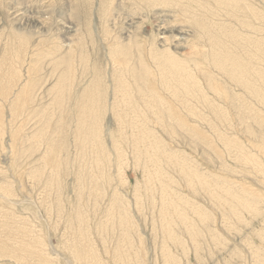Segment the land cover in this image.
Returning a JSON list of instances; mask_svg holds the SVG:
<instances>
[{
  "label": "rangeland",
  "instance_id": "rangeland-1",
  "mask_svg": "<svg viewBox=\"0 0 264 264\" xmlns=\"http://www.w3.org/2000/svg\"><path fill=\"white\" fill-rule=\"evenodd\" d=\"M127 1L0 0V78L2 77L0 85L3 87V93L14 88L12 93L15 94H11L6 99L2 92L0 93V106H3L2 109L0 107L3 124H0V242L9 245L11 251L18 246L16 243L20 244L24 241L21 238L26 239L24 242L28 240L30 244L35 245V253L40 251L45 253L43 257L51 264L54 263L50 261V257L55 264H85L88 259L82 262L74 255L76 249L84 244L91 247L102 264H123V262L124 264H170L165 254L167 250L173 255L172 264H264L263 253L259 262L255 261L252 254L255 246L264 252V243L257 235V232L264 233V174L258 171L259 167L264 166V101L256 94L240 90L241 88L236 87L234 82L230 83L232 80L229 76L221 68L219 72L214 58L213 62L211 60L213 56L210 57L214 49L210 37L212 34L216 35L212 33L213 29L227 27L225 28L227 31L238 25L231 22L229 15L220 11L223 6L213 7L216 0H210L212 6L205 12L198 14L195 10L189 9L197 17L194 19L199 21L198 24L187 20L183 12H179L173 6L174 1L176 6L180 0H168L169 6H156L150 12L145 11L139 0H136L137 2L129 0L130 3ZM237 1H241L240 4L243 5L246 1L250 2L254 7L255 16L264 13V0ZM137 8L143 10L139 11ZM204 13L213 21L211 34L205 32L207 18ZM250 20L255 21L257 25L253 15ZM161 29L168 30L167 39L171 37L167 40H170L169 45H162L166 39H163L165 36L160 35ZM130 34L133 37L138 35L139 41L135 42L136 45L128 43L133 38ZM154 38L155 42L161 38V42L157 44L158 50H172L174 56L186 62L190 61L189 59H196L198 54L195 53L198 50L204 53L210 52V60L204 62L206 67L200 66L194 71L196 77L198 75L197 80L202 84L205 95L200 100L196 97L188 99V103L191 102L195 107L190 106L192 107L190 111L179 107L175 116L164 109L157 110L156 115L146 112L148 118L145 116L139 119L135 126L130 127L112 111L113 103L117 98L115 91H118L116 79L118 76L123 77L124 81L132 80V84L135 85L137 81L134 82L133 75L140 73L143 66L150 70V64L153 62L146 57L136 56L131 60L128 58L130 61L127 64L123 58L125 65L122 70L120 63L118 64L120 59L113 60V55L121 49V46L129 45H131L130 51L134 52L137 49L140 55H144L154 44ZM113 42L118 43L119 46L112 44ZM107 51L111 54L109 58ZM259 60H256V69L261 73L264 69V61L260 60L263 62L261 64ZM36 63H39L38 66ZM43 63H45L44 67ZM213 66L217 71L212 68ZM261 68L263 69L260 70ZM66 69L70 76L69 80L65 81L66 100L63 106L58 107L52 102L55 98L54 91L59 94L61 90L56 91L54 87L60 75L67 73ZM203 71H206V74H202ZM153 73H156L155 69ZM209 73L211 74L209 78L217 80L216 84L219 82L217 85L224 91L226 89L225 92L231 95L230 98L227 99L223 94L218 98L213 91L210 93ZM12 74L14 75L11 77ZM20 74L22 75L19 76ZM157 78L159 79V76ZM6 81L10 83L7 84ZM33 82L37 84L34 83L33 88L29 87L28 85L31 86ZM254 84L256 87L258 85L263 87L261 82L256 81ZM160 87L162 85L159 84L156 96L169 99L171 96ZM29 88L32 90L29 96L30 102L24 104L26 108L28 107L26 109L28 113L25 114V111L17 117V112H13L11 105L13 106L21 97L24 92L22 90ZM129 92L132 93L130 90ZM13 97L16 99L18 97L17 101L14 102ZM33 97H36V101ZM205 97L209 103L206 102ZM94 98L99 100L98 110L92 113L97 116L96 122L99 124L101 140L107 153L106 161H108L97 171L94 168L96 157L93 153V137L91 136L92 140L86 146L81 144L78 132L81 121L84 123L85 120L83 121L82 110L80 111L77 105L86 103L88 107H94ZM206 104H209L208 107ZM92 113L87 115L90 116ZM121 114L125 116L122 112ZM195 114L197 116H194ZM143 130L145 132L147 130L153 136L148 142L153 146L158 142L165 156L174 159L173 162L166 159L162 168L168 186L178 195V199L182 198L190 203L188 207L195 206L194 208L206 215L205 218L199 216V219L190 214L192 220L188 216L192 225L197 226H194L195 231L177 220L178 223L176 222L173 227L174 238L171 242L164 238L159 219L161 194L157 193L153 196L152 201L148 200L144 192L143 157H138L136 154L137 138L135 137ZM87 136L90 138L89 133ZM229 142H232V146ZM143 144H140L141 150L145 149ZM48 149H50L49 154L61 156V160L58 159L60 161L57 171L51 169L52 162L47 165L43 160ZM242 152L251 158H239L238 155H243ZM119 153H122L123 158H119ZM179 165L192 168L209 183V189H203L199 183L195 185L188 183L186 174L176 169ZM98 173L101 174L100 178ZM94 178H97L96 181ZM215 182L219 186L216 187ZM214 191L220 194L221 202L214 195ZM228 191L251 201L256 200L255 209L251 213L243 209L242 212L238 208L235 210L229 198L226 199ZM115 199L120 200L129 216L130 228L126 227L129 234L127 242L128 244L130 242L131 248L129 261L120 258L119 253H116L123 242L121 237L124 230L119 226L118 219H110V214L116 210L115 203H112ZM232 210L237 213L234 214ZM77 214L82 217V229L76 222ZM81 231L85 240L79 238ZM194 233L198 236L196 237ZM11 261L9 258H0V264H8Z\"/></svg>",
  "mask_w": 264,
  "mask_h": 264
},
{
  "label": "bare ground",
  "instance_id": "bare-ground-1",
  "mask_svg": "<svg viewBox=\"0 0 264 264\" xmlns=\"http://www.w3.org/2000/svg\"><path fill=\"white\" fill-rule=\"evenodd\" d=\"M136 1V0H135ZM140 1V5L145 7V11L148 10V12H150V10L154 9V7L156 6H163V5H167L169 6L170 3L168 0H139ZM214 1V0H213ZM111 2V1H110ZM127 2L130 3V1L128 0ZM137 2V1H136ZM207 2V3H206ZM241 1H237V0H216L215 4H214V8L215 7H220L223 6V8H221L220 11H223V13H226L227 15H229V17H231V22L238 25L237 27H234V29H228L226 31L225 28L227 27H223V28H214L212 33H216V35H213L210 37V42H213V55H210L211 60L214 58L215 63L218 65H216L215 63V67L217 66V69H219L218 71L220 72L221 69L224 70V72L226 73V75L229 76L230 80H232L230 83L234 82V84H236V87L241 88L240 90H246L247 93H251V94H256L257 97H260V99H262V101H264V95H262V92L264 93V91H262L264 89V69L261 68L260 70L263 69V72L261 71V73L256 69V60H262L264 61V13L261 14V16L254 15V7L253 5L250 4V2L246 1L245 4H240ZM243 3V2H242ZM105 4V3H103ZM109 5V4H108ZM173 6L175 8H177L179 10V12H183L184 17L187 18V20L189 19L190 21H195L196 24L199 23L198 20H195L194 18L196 17L195 14H193V12H191L190 10H195L196 13L198 12H205V10H207L211 5L210 0H180V2L175 6V1L173 3ZM112 7V6H111ZM136 7H140V6H136ZM226 8H228L229 10H226ZM109 9V8H108ZM142 9V8H141ZM140 9V10H141ZM190 9V10H189ZM219 9V8H218ZM137 10H139L137 8ZM136 10V12H137ZM139 10V11H140ZM143 10V9H142ZM141 10V11H142ZM162 10V9H161ZM217 10V8H216ZM138 11V12H139ZM156 11V10H155ZM264 11V10H263ZM216 12V11H215ZM219 12V11H218ZM257 12V11H256ZM262 12V10H261ZM134 13V11H133ZM140 14V13H139ZM206 14V13H204ZM203 14V15H204ZM210 14V13H209ZM247 14L245 17L244 15ZM132 15V14H131ZM182 15V14H181ZM202 15V14H200ZM225 15V14H224ZM254 16V18H256L257 20V25H255V21L250 20L251 16ZM123 16V15H122ZM121 16V17H122ZM125 16V15H124ZM135 16V14H134ZM211 16V15H210ZM218 16V14H217ZM126 17V16H125ZM128 17V16H127ZM132 17V16H131ZM149 17V16H148ZM183 17V18H184ZM199 17V16H198ZM124 18V17H123ZM133 18V17H132ZM156 18V17H155ZM169 18V17H168ZM197 18V17H196ZM206 20H207V26L205 27V32L211 34V25L213 24L212 20L209 18V16L206 14ZM152 19V18H151ZM161 19V18H160ZM204 19V18H203ZM213 19V18H212ZM219 19L221 20V16L219 17ZM230 19V18H229ZM114 20V19H113ZM127 20V18H126ZM131 20V19H130ZM134 20H137L136 18H134ZM168 20V19H167ZM227 20V19H226ZM225 20V22H226ZM123 21V20H122ZM173 21V20H171ZM177 21V20H176ZM186 21V20H184ZM183 21V22H184ZM215 21V20H214ZM128 22V21H127ZM126 22V23H127ZM131 22V21H130ZM134 22V21H133ZM138 22V21H136ZM201 22V21H200ZM204 23V21H202ZM201 22V23H202ZM220 22V21H219ZM218 22V23H219ZM223 22V23H225ZM160 23V21H159ZM158 23V25H159ZM168 23V22H167ZM186 23V22H185ZM206 23V22H205ZM217 22L215 21V24ZM222 23V24H223ZM122 24V23H121ZM135 24V23H134ZM163 24V23H162ZM166 24V23H164ZM171 24V23H170ZM229 24V23H228ZM132 25V24H131ZM173 25V24H172ZM176 25V24H175ZM194 25V24H193ZM218 25V24H217ZM130 26V25H129ZM169 26V23H168ZM199 26V25H197ZM204 26V25H202ZM125 27V26H124ZM134 27V26H132ZM131 27V28H132ZM162 27V26H161ZM167 27V26H166ZM177 27V26H176ZM127 28V27H126ZM125 28V29H126ZM174 28V27H171ZM200 28V26L198 27ZM231 28V27H230ZM129 29V28H128ZM142 29V28H141ZM169 30V28H167ZM185 30V28H183ZM203 29V28H202ZM133 30V28H132ZM166 29H161V33L160 35L165 36L163 38V36L161 38L166 39V41H164L162 43V45H169L170 44V40L167 41L168 39H170L171 37H169L168 35V39H167V33L166 31H168ZM171 30V29H170ZM173 30V29H172ZM175 30V29H174ZM201 30V29H200ZM111 31V30H110ZM124 32V30H122ZM127 31V30H126ZM157 31V30H156ZM155 31V32H156ZM178 31V30H177ZM202 31V30H201ZM129 32V31H128ZM133 32V31H132ZM136 33V31H134ZM133 32V33H134ZM159 32V31H158ZM173 32V31H171ZM181 32V30L179 31V33ZM109 33V32H108ZM121 33V32H120ZM127 33V32H126ZM183 33V31H182ZM181 33V34H182ZM195 33H198L197 31H195ZM158 34V33H157ZM156 34V35H157ZM173 34V33H172ZM176 34V33H175ZM185 34V32H184ZM128 35V34H127ZM135 35V34H134ZM174 35V34H173ZM172 35V36H173ZM204 35V33H203ZM130 36H132L130 34ZM138 35H136V37L131 38V40L128 43H134L136 45L135 42H138L139 39L137 38ZM142 36V35H141ZM159 36V35H158ZM199 36V35H198ZM208 36V35H207ZM206 36V37H207ZM111 37V36H110ZM114 37V36H113ZM112 37V39H113ZM123 37V36H122ZM204 37V36H203ZM29 38V37H28ZM130 38V37H129ZM161 38L158 41L159 43L161 42ZM175 38V37H174ZM200 38V37H199ZM111 39V38H110ZM180 39V38H179ZM108 40V39H106ZM118 40V39H117ZM120 41V40H118ZM176 40V39H175ZM178 40V39H177ZM205 40V39H204ZM115 41V40H113ZM128 41V39H127ZM133 41V42H132ZM141 41V40H140ZM145 41V40H144ZM182 41V40H181ZM185 41V40H184ZM188 41V40H187ZM199 41V40H198ZM203 41V40H201ZM99 42V41H98ZM143 42V41H142ZM158 42H155V38H154V44L152 45V47L150 48V50H148V52L144 55H140L138 53V50L136 49L134 52L130 51V46H121V49L114 55H113V60H116L117 58H119V62L120 63V67H122L123 70V66L125 65V63L123 62V58L125 59L124 61L128 64V61L131 60V58L133 57H141L144 58L146 57L147 60H149L150 62H153V64H150V70L147 67H142L141 68V72L140 73H135L133 75L134 78V82L135 85L132 84V80H128L126 79L124 81L123 77L116 79V89L118 91H115L116 93V101L113 103L112 106V111L113 113H115L119 119L121 121H125L126 124L130 125V127H133L136 125V123H138V120L141 118H145V116L148 114H155L156 111L160 110V109H164L167 112H170L171 115L175 116V113L177 111V109L179 107H184L185 109H187L188 111H190V109H192V107L190 108V106H193V104L190 102L188 103V99L190 97H196L200 100V98H204L203 96L205 95L203 88L201 87L202 84H200V82L197 80L198 75L196 77V72L194 73L195 70H198L199 67L204 66V62L210 60L209 58V53H204L200 50L196 51L195 54H198V57L196 59H189L190 61L186 62V60H180L179 57L177 58L176 56H174L172 54V50H168V49H164V50H158L157 48V44ZM172 42V41H171ZM189 42V41H188ZM197 42V41H196ZM206 42V41H205ZM92 43V42H91ZM109 43V40L108 42ZM120 43V42H119ZM127 43V44H128ZM145 43V42H143ZM210 43V44H211ZM71 44V43H70ZM77 44V43H76ZM114 44V42L112 43ZM116 46H119L118 43ZM114 44V45H115ZM208 44V43H207ZM206 44V45H207ZM73 45V43H72ZM71 45V48H72ZM111 45V44H110ZM109 45V46H110ZM145 45V44H143ZM148 45V44H147ZM193 45V43H192ZM197 45V44H196ZM200 45V44H199ZM203 45V44H202ZM205 45V44H204ZM115 46V48H116ZM139 46H141L139 44ZM164 46V47H165ZM198 46V45H197ZM211 46V47H212ZM94 47V46H93ZM137 47V46H135ZM192 47V46H191ZM194 47V46H193ZM206 47V46H205ZM212 47V48H213ZM140 48V47H139ZM200 48V47H198ZM207 48V47H206ZM82 49V48H81ZM113 50V48H111ZM133 49V48H132ZM149 49V48H148ZM84 50V49H83ZM110 50V49H109ZM116 50V49H115ZM114 50V51H115ZM141 50V49H140ZM204 50V49H203ZM24 51V50H23ZM193 51V50H192ZM195 51V50H194ZM208 51V49H207ZM14 52V51H13ZM26 52V51H25ZM109 53L108 58L110 57V52L107 51ZM113 52V51H112ZM140 52V51H139ZM11 53V52H10ZM20 53V52H19ZM24 54V52H22ZM106 53V52H105ZM15 54V53H14ZM83 54V53H82ZM191 54V53H190ZM189 54V55H190ZM212 54V53H211ZM10 55V54H9ZM17 55V54H16ZM22 55V54H21ZM19 55V56H21ZM26 55V54H25ZM108 55V54H106ZM176 55V54H175ZM192 55V54H191ZM15 56V55H14ZM90 56V55H89ZM10 57V56H9ZM26 57V56H25ZM25 57H23L25 59ZM81 57V55H80ZM183 57V56H182ZM8 58V57H7ZM45 58V57H44ZM122 58V59H121ZM130 60H129V59ZM145 58V59H146ZM15 59V58H14ZM18 59V58H17ZM41 59V58H40ZM43 59V58H42ZM41 59V60H42ZM182 59V58H181ZM73 60V59H72ZM138 60V59H137ZM204 60V61H203ZM212 60V62L214 61ZM259 60V63L262 62ZM9 61V59H8ZM87 61V60H86ZM14 62V61H13ZM18 62V61H17ZM20 62V61H19ZM116 62V61H115ZM114 62V63H115ZM142 62V61H141ZM146 62V61H145ZM21 63V62H20ZM24 63V62H23ZM26 63V62H25ZM34 62H32L33 64ZM42 63V62H40ZM74 63V62H73ZM139 63V60H138ZM143 63V62H142ZM141 63V64H142ZM147 63V62H146ZM11 64V61H10ZM13 64V63H12ZM19 64V63H18ZM31 64V65H32ZM35 64V63H34ZM37 64V63H36ZM39 64V63H38ZM38 64L36 66H38ZM126 64V65H127ZM131 64V62H130ZM210 64V63H209ZM263 64V62L261 63ZM15 65V64H14ZM13 65V66H14ZM17 65V64H16ZM43 67L45 66V63L42 64ZM115 65V64H114ZM139 65V64H138ZM147 65V64H146ZM12 66V65H11ZM20 66V65H19ZM24 66V65H23ZM34 66V65H33ZM117 66V65H116ZM210 66V65H208ZM214 66L212 68H214ZM70 67V66H69ZM131 68V65L129 66ZM128 67V68H129ZM135 67V66H134ZM149 67V66H148ZM206 67V65H205ZM219 67V68H218ZM259 67V66H258ZM8 68V67H7ZM23 68V67H22ZM25 68V67H24ZM30 68V67H29ZM39 68H42L39 66ZM126 68V66H125ZM221 68V69H220ZM10 69V68H9ZM14 69V68H12ZM28 69V67H27ZM34 69V67H33ZM43 69V68H42ZM41 69V70H42ZM45 69V68H44ZM156 70V73H153V70ZM211 69V68H210ZM215 69V68H214ZM11 70V69H10ZM19 70V69H18ZM26 70V68H25ZM40 70V71H41ZM67 73H64V75H60L61 77L58 80V83L56 84V87H54V89L56 91H58L59 89L61 90V92H59V94H57V92L54 91V95L55 98L53 100L52 103H55L56 106L61 107L63 106V103L65 102V96H64V90H65V81L69 80L70 76H69V72L68 69ZM120 70V69H119ZM203 70V69H202ZM207 70V69H206ZM216 70V69H215ZM23 71V70H21ZM30 71V69H29ZM28 71V72H29ZM31 71L32 67H31ZM38 70H36L37 72ZM43 71V70H42ZM41 71V72H42ZM117 71V70H116ZM130 71V70H128ZM159 71V72H158ZM209 71V70H208ZM212 72V70H210ZM209 71V72H210ZM217 71V70H216ZM24 72V71H23ZM39 72V71H38ZM66 72V71H65ZM107 72V71H106ZM114 72V71H113ZM201 72V71H200ZM206 72V71H205ZM204 71L202 72V74L205 73ZM210 72V73H211ZM223 72V71H222ZM4 73V72H3ZM3 73L1 74L3 76ZM8 73V71H6V74ZM19 73V71H18ZM21 73V72H20ZM62 73V71H61ZM117 73V72H116ZM119 73H121L119 71ZM123 73V72H122ZM127 73V72H126ZM131 73V72H130ZM157 73L159 76V79L157 78ZM208 73V72H207ZM209 73V74H210ZM23 74V73H22ZM22 74H20L19 76H21ZM29 74V73H28ZM31 74V72H30ZM29 74V75H30ZM37 74V73H36ZM153 74V76H151ZM200 75H202L201 73H199ZM206 74V73H205ZM207 74V76L209 75ZM5 75V74H4ZM14 74L11 75V77ZM39 75V74H38ZM119 75V74H118ZM7 76V75H6ZM10 76V75H9ZM124 76V75H123ZM129 76V74H128ZM127 76V77H128ZM135 76H140L141 78L138 79L137 77L135 78ZM203 76V75H202ZM223 76V74H222ZM17 77V76H16ZM29 77V76H28ZM35 77V76H34ZM37 77V76H36ZM40 77V76H39ZM38 77V78H39ZM125 77V76H124ZM204 77V76H203ZM211 77L208 76V78ZM6 78V77H5ZM19 78V77H18ZM21 78V77H20ZM32 78V76H31ZM30 78V79H31ZM84 78V77H83ZM114 78V77H113ZM201 78V77H200ZM214 78V77H212ZM227 78V79H229ZM2 80V77L0 78ZM16 79V78H13ZM12 79V80H13ZM29 79V78H28ZM130 79V78H129ZM202 79V78H201ZM205 79H207V77L205 76ZM216 79V78H214ZM11 80V79H10ZM21 80V79H20ZM41 80V78L39 79ZM45 80V79H44ZM209 80V81H208ZM208 81V86L210 88V93L211 91H213V93L215 94V96L219 95H224L226 96V98H230L231 95L226 91L221 88V86H218L216 81H214L213 79L209 78ZM18 81V80H17ZM33 81V79H32ZM35 81V80H34ZM256 81L261 82L263 87L258 85L257 87L255 86L254 82L256 83ZM1 82V81H0ZM3 82V81H2ZM7 84L9 81H6ZM38 82V81H37ZM42 82V81H41ZM115 82V81H114ZM128 82V83H127ZM10 83V82H9ZM15 82L13 81V84ZM20 83V81H19ZM22 83V81H21ZM27 83V81H26ZM29 83V82H28ZM36 82H33L32 85L30 86V84L28 85L29 87H32L33 84ZM39 83V82H38ZM23 84V83H22ZM37 84V83H36ZM35 84V85H36ZM159 84L162 85V87H160V89L162 88V90H164L166 93H168L171 97H169V99L164 98V97H157L156 95L157 93V88H159ZM5 85V84H4ZM11 85V84H9ZM7 85V86H9ZM17 85V84H16ZM20 85V84H19ZM158 85V86H157ZM15 86V85H14ZM18 86V85H17ZM21 86V85H20ZM19 86V87H20ZM24 86V84H23ZM43 86V85H41ZM39 86V87H41ZM205 86V85H204ZM6 87V85H5ZM13 86H10V88ZM25 87V86H24ZM59 87V88H58ZM92 87V86H91ZM23 88V87H22ZM28 88V87H27ZM33 88V87H32ZM13 89L11 88L10 90L4 91L6 93H3V87H1L0 85V93L2 92V94L4 95V97L7 99L9 98V96L15 95L13 94ZM29 89H25L22 90L24 91L22 95H20L21 97L18 99L13 97L12 99L17 102H19L18 104H13L12 110L13 112L16 111L17 112V117L20 116L21 114H23L26 109L24 104H28L29 101V96L32 90ZM38 89V88H37ZM6 90V89H5ZM35 90V89H34ZM97 90V89H94ZM129 90L132 92L130 93ZM18 91V90H17ZM20 91V89H19ZM39 91V90H37ZM13 92V93H12ZM16 92V91H15ZM21 92V91H20ZM36 92V90H35ZM70 92V91H69ZM209 92V91H208ZM38 94V92H36ZM164 93V92H163ZM212 93V94H213ZM1 94V95H2ZM35 94V93H34ZM57 94V95H56ZM69 94V93H68ZM93 95V94H92ZM19 96V95H18ZM34 96V95H32ZM36 96V95H35ZM44 96V95H43ZM47 96V95H46ZM45 96V97H46ZM3 97V98H4ZM37 97V96H36ZM36 97L34 98V100L36 101ZM141 97V98H140ZM235 97V96H234ZM44 98V97H43ZM217 98V97H216ZM222 98V96L220 97ZM224 98V97H223ZM225 99V98H224ZM236 99V98H235ZM33 100V99H32ZM33 100V102H35ZM52 100V99H51ZM197 100V99H196ZM206 102L209 100L205 97ZM217 101V99H215ZM4 101V100H3ZM2 101V102H3ZM12 101V100H11ZM58 101V104H57ZM99 100H95V98L93 99V106L94 107H88V105L86 103H81V105H77L78 109H80V111L82 112V115L84 116L82 119L84 121V123H82L81 121V126H79L78 132H79V140L81 141V144L88 146L89 141H91V136L93 137V142H94V150L93 153L96 157V159H94L95 165L94 168L96 169V171L101 168L103 165H105V163H107L108 161H106V154L105 150H104V145L102 143L101 140V136H100V130H99V124L96 122L97 120V116L95 117L93 115L92 112L95 113V110L97 109V104H98ZM193 101V100H192ZM198 101V100H197ZM10 102V101H9ZM32 102V103H33ZM202 102V100H201ZM200 102V103H201ZM13 103V102H10ZM51 103V104H52ZM205 103V102H204ZM203 103V104H204ZM214 103V102H213ZM6 104V102H5ZM31 104V103H30ZM54 104V105H55ZM75 104V103H73ZM195 104V102H194ZM199 104V102H198ZM218 104V103H217ZM8 105V104H7ZM32 105V104H31ZM30 105V106H31ZM205 105V104H204ZM207 107L209 104H206ZM220 105V104H219ZM218 105V106H219ZM2 106V105H1ZM0 106V107H1ZM6 106V105H5ZM10 106V105H9ZM214 108V105H211ZM3 107V106H2ZM1 107V109H2ZM193 108H195L193 106ZM211 108V107H210ZM220 108V107H219ZM31 109V108H30ZM28 109V111L30 110ZM64 109V108H63ZM212 109V108H211ZM215 109V108H214ZM213 109V110H214ZM217 109V108H216ZM215 109V110H216ZM222 109V107H221ZM220 109V110H221ZM51 110V109H50ZM194 110V109H193ZM192 110V111H193ZM197 110V108H196ZM125 115L123 117V115L121 114V112ZM212 111V110H211ZM218 111V110H216ZM147 112V113H146ZM28 112L26 111L25 114H27ZM88 113H92V115L88 116ZM194 113H196L194 111ZM31 114V111H30ZM29 114V115H30ZM3 112H2V118H3ZM156 115V114H155ZM225 115V114H223ZM28 116V115H27ZM26 116V117H27ZM194 116H197L196 114ZM1 117V116H0ZM9 117V116H8ZM147 117V116H146ZM151 117V116H150ZM201 117V115H200ZM204 119V116H202ZM10 118V117H9ZM12 118V117H11ZM102 118V117H101ZM148 118V117H147ZM17 119V118H15ZM3 120V119H2ZM206 120V119H205ZM4 121V120H3ZM159 121V119H158ZM1 118H0V124L1 123ZM100 122V121H99ZM147 122V120H146ZM101 123V122H100ZM142 124V123H140ZM144 124V123H143ZM3 125V124H2ZM144 126V125H143ZM5 127V126H4ZM3 129V126H2ZM122 129V127H121ZM142 130V129H141ZM3 131V130H2ZM143 132V133H142ZM89 133L90 138L87 136V134ZM44 136V135H43ZM135 136V135H134ZM62 137V136H61ZM137 138V147H136V154L138 155V157H143V166H142V170L144 173V189H145V195L148 197V200H152L153 196L158 194H161V210L159 212L160 214V222H161V226H162V230L164 233V238H166L167 240H172V238H174V225L176 224L177 220L181 221L183 224H185L188 228L192 229L195 231L194 226L197 227L194 222V226L191 223L192 218L190 217V214L192 216H197L199 219L201 217H204L206 215L203 214V212H201L200 210H198L197 208H194L192 206H189L190 203L182 200L178 199V195L173 191V189L168 186V181L167 179L164 177V173H163V169L164 168V164L166 159H169L170 162H173V158H169L167 156H165V153L161 150L158 142L154 143V146L152 145L151 141L153 139V136L151 135L150 132H145V130L139 132V135L135 136ZM44 138V137H43ZM96 140V142H95ZM155 140V139H154ZM143 144L145 149H140V144ZM230 146H232V142H229ZM38 149V148H37ZM50 149H52V147H50ZM48 149L45 153V158L43 160H45V163L48 165L49 163H51V169L54 171L59 170V166L58 163L61 160V156H54L52 154H49V150ZM237 149L239 151H241V149L239 147H237ZM160 152V153H159ZM166 152V151H165ZM48 153V154H47ZM243 155H238L239 158H245V159H250L251 156H249L248 154H244L242 152ZM47 155V156H46ZM108 156V155H107ZM53 157V158H50ZM94 157V158H95ZM43 158V157H42ZM119 158H123L122 157V153H119ZM253 158V157H252ZM60 159V160H58ZM108 160V159H107ZM176 162V161H175ZM45 164V167L47 166ZM174 164V163H173ZM258 164V163H257ZM256 164V165H257ZM263 165V164H262ZM107 166V165H106ZM178 171H182L184 174H186V180L188 183H190L191 185H195L196 183H199L200 187H202L205 190L209 189V183H207L206 181H204V179L197 173L195 172L192 168L187 167L186 165H179L176 168ZM258 171L261 174H264V166L259 167ZM99 175V173H98ZM101 175V174H100ZM99 175V178H100ZM97 178H94V181H96ZM217 186H219L217 184V182L214 183ZM218 189V188H217ZM220 190V189H219ZM214 195L216 196V198L218 199L219 202L220 201V194H218L216 191H214ZM179 194V193H178ZM138 196V195H137ZM141 197V195H140ZM146 197V198H147ZM159 198V197H158ZM229 198V201L231 202V204L233 205L234 209L238 208V209H242L249 211L251 213L252 210H254V205L257 203L256 200H248L245 197L240 196L239 194L233 195L232 193H230V191H228L227 193V200ZM10 199V198H9ZM255 199V198H254ZM154 200V199H153ZM152 200V201H153ZM215 200V199H213ZM158 201V200H157ZM156 202V201H155ZM114 208L116 209L115 211H113L110 214V219L114 220V219H118V224L119 226L123 227V233H122V237L123 238V242L121 243V245L119 246V248L116 250V253H119V257L120 258H124L127 259L128 261L131 259L129 258L128 255L129 254V250L131 249L127 242V235L128 232L126 230V227L130 228V222H129V216L128 213L125 210V207H122V204L120 203V200L115 199L114 202ZM140 203V201H139ZM154 203V202H153ZM152 203V204H153ZM186 203V205L184 204ZM9 204V203H8ZM154 205V204H153ZM232 207V208H233ZM190 208V209H189ZM222 209V208H221ZM248 209V210H247ZM113 210V209H112ZM236 210V209H235ZM233 211V210H232ZM258 211V210H257ZM234 214H236L237 212L233 211ZM243 212V211H242ZM110 213V212H109ZM264 213V212H263ZM240 215V214H239ZM191 220H190V218ZM238 216V215H237ZM256 216V215H255ZM253 220V219H252ZM76 222L79 224V228L82 229V224H83V220L80 214H77L76 217ZM260 222V221H259ZM178 223V222H177ZM196 223V222H195ZM125 227V228H124ZM70 228V227H69ZM256 228V227H255ZM73 228H71L72 230ZM80 232V230H78ZM82 233V231H81ZM192 234V233H191ZM194 235L196 236V233H194ZM201 235V234H200ZM257 235L259 236V238L262 240V243H264V233L261 234V232H257ZM198 236V235H197ZM196 236V237H197ZM24 237V236H23ZM26 237V236H25ZM79 238H82L85 240L84 238V233L79 235ZM130 238V237H129ZM178 238V237H177ZM22 240L26 241V239L21 238ZM30 239V238H29ZM10 240V239H9ZM176 240V239H174ZM6 241V240H5ZM22 242L20 244H17L18 246H16L15 248H13L11 251L10 246L7 245L4 242H0V258L1 259H5V258H9L11 259V263L12 264H51L46 258H44L43 256L45 255V253H41V251L39 253H35V245H32L28 242ZM32 241V239H31ZM179 241V239H178ZM181 241V240H180ZM7 242V241H6ZM19 242V241H18ZM39 242V241H38ZM255 242V241H254ZM10 243V242H9ZM34 243V241H33ZM118 243V242H117ZM120 243V242H119ZM175 243V242H174ZM11 244H15L12 243ZM84 244V243H83ZM40 245V244H39ZM119 245V244H118ZM253 245V244H252ZM166 251V250H165ZM264 254V252H262L259 248H256L253 251L252 254H254V258L256 259V262H259L260 257L262 256V254ZM166 257L168 258L169 263L172 264L174 262L173 260V255L170 254V251L167 250V252L165 253ZM75 257L77 258V260L82 261L84 259H88L87 262H85V264H102L100 263L101 260H99L96 256L95 253L92 252V249L90 246H87L86 244L78 247L74 253ZM92 255V257H91ZM264 256V255H263ZM50 257V256H49ZM48 257V258H49ZM74 257V258H75ZM131 257V256H130ZM164 257V256H163ZM73 258V257H72ZM60 259V258H59ZM120 260V259H119ZM166 260V259H165ZM176 260V259H175ZM263 260V259H262ZM2 261V260H1ZM7 261V260H6ZM9 261V260H8ZM50 261L52 263L55 264V262L52 260V258L50 257ZM127 261V262H128ZM132 261V260H131ZM264 262V261H263ZM8 263V264H11ZM81 264V263H79ZM84 264V263H82ZM124 264V262H123ZM166 264V263H164Z\"/></svg>",
  "mask_w": 264,
  "mask_h": 264
}]
</instances>
